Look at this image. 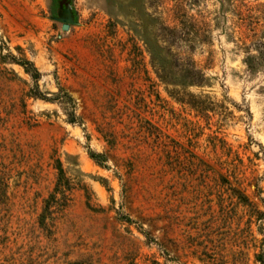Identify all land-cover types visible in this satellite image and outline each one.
Here are the masks:
<instances>
[{
  "label": "rangeland",
  "instance_id": "374dc122",
  "mask_svg": "<svg viewBox=\"0 0 264 264\" xmlns=\"http://www.w3.org/2000/svg\"><path fill=\"white\" fill-rule=\"evenodd\" d=\"M0 264H264V0H0Z\"/></svg>",
  "mask_w": 264,
  "mask_h": 264
},
{
  "label": "trees",
  "instance_id": "16d2710c",
  "mask_svg": "<svg viewBox=\"0 0 264 264\" xmlns=\"http://www.w3.org/2000/svg\"><path fill=\"white\" fill-rule=\"evenodd\" d=\"M23 64H25L26 66H27V65H32V67H33V70H32V71L34 72V77H35V78H38V77H39L40 72H39V70L34 66V64H33L32 62H30V61H24Z\"/></svg>",
  "mask_w": 264,
  "mask_h": 264
},
{
  "label": "water",
  "instance_id": "95a60500",
  "mask_svg": "<svg viewBox=\"0 0 264 264\" xmlns=\"http://www.w3.org/2000/svg\"><path fill=\"white\" fill-rule=\"evenodd\" d=\"M70 21H71L70 19H67V20H66L67 24L64 25V29H68V28H69V24H68V23H69Z\"/></svg>",
  "mask_w": 264,
  "mask_h": 264
}]
</instances>
